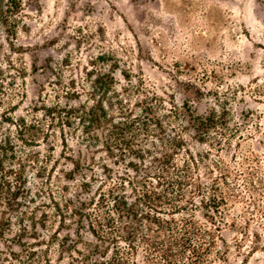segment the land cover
<instances>
[{"label": "trees", "instance_id": "1", "mask_svg": "<svg viewBox=\"0 0 264 264\" xmlns=\"http://www.w3.org/2000/svg\"><path fill=\"white\" fill-rule=\"evenodd\" d=\"M23 10L24 0H0V106L10 104L0 113V264H216L227 257L223 229L250 231L249 220L233 214L236 204L257 206L264 217L258 154L243 157L238 173L213 152L246 137L228 103L216 97L218 107L199 113L100 53L68 81L65 103L58 97L14 117L11 102L25 97L29 72L11 55L23 52L16 45ZM56 137L71 167L61 169L42 207L36 179L44 178L55 144L47 154L34 147ZM242 167L250 202L237 181Z\"/></svg>", "mask_w": 264, "mask_h": 264}, {"label": "rangeland", "instance_id": "2", "mask_svg": "<svg viewBox=\"0 0 264 264\" xmlns=\"http://www.w3.org/2000/svg\"><path fill=\"white\" fill-rule=\"evenodd\" d=\"M23 14L25 25L16 39L23 52L11 55L29 72L25 97L11 102L17 104L11 109L14 117L27 116L33 107L58 97L65 103L62 95L68 81L77 78L91 59L110 53L121 68L143 76L159 94L189 100L199 113L218 107L216 97L228 103L246 137L213 152L237 170L243 157L255 152L264 168V94L255 92L264 90V0H24ZM116 77L126 84L119 71ZM9 105H1L0 113ZM52 143L48 170L42 173L44 178L36 179L41 189L36 199L42 207L50 189L56 191L60 184L61 169L71 167L61 155L59 137L42 141L34 150L47 154ZM191 144L196 150L207 148ZM70 145L79 147L76 140ZM242 169L237 181L250 202L243 189L248 168ZM245 207L237 203L232 212L240 215L239 223L249 220L250 231L225 227L222 233L232 249L216 264H264V217L257 206ZM0 248H6L4 240Z\"/></svg>", "mask_w": 264, "mask_h": 264}]
</instances>
